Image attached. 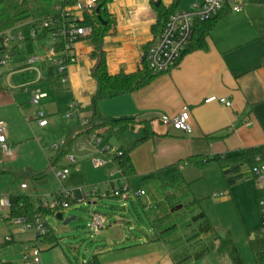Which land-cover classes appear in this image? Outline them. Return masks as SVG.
Segmentation results:
<instances>
[{
  "label": "crops",
  "instance_id": "0c3cea01",
  "mask_svg": "<svg viewBox=\"0 0 264 264\" xmlns=\"http://www.w3.org/2000/svg\"><path fill=\"white\" fill-rule=\"evenodd\" d=\"M201 1L111 0L107 4V10L114 20L113 29L103 37L108 73H132L141 66L143 53L150 49L160 32V29H156L155 32L152 30V26L156 23L157 6L176 12L191 10L194 4ZM229 1H240L241 10L235 12L231 4L225 6L212 29L203 36L206 45L204 49L198 48L202 38L201 29L197 27L190 46L188 47V43L173 69L156 75L138 90L99 102L98 107L102 115L110 118L133 117L137 121L133 127L136 132L130 141V136L128 138L122 134L119 136L117 132L118 138L125 145H131L142 136L145 123L152 132L151 137L130 153L129 161L138 175L136 177L138 182L139 176L189 156H229L240 154L246 148L264 145V3H253L250 0ZM78 14L81 15L80 12ZM47 39L34 41L30 49L22 40L14 39L10 44L9 59L5 64L0 65V120L7 125L11 147L14 144L22 147L29 140H35L33 136L30 137L32 130L47 135L59 125L67 127L65 137L68 134L77 135L76 123L80 127L81 119L91 120L93 111L88 109V106L95 92V82L91 77L94 60L90 57L92 47L88 39L84 36L74 44L73 48L78 54V59L66 67L65 82H61L60 77L54 81L47 78L49 67L56 72L48 63L33 64L39 65L42 70L43 75L39 80L36 79L35 71L25 65L30 54L44 56L50 45L49 39L45 45ZM22 84L26 85V91L23 90ZM36 89L46 94L38 105L31 102V91ZM210 96L224 97L230 101V106L217 101L205 102ZM72 105H77L79 113L74 112L71 118L66 119L64 114ZM39 109L48 117L49 123L44 127L37 124L36 114ZM184 109L188 111L190 117L189 133H182L163 123V117L171 119ZM84 136L87 140V136ZM87 143L93 147L90 157L94 155L106 157L97 154L95 147L88 140ZM108 143L110 144V140ZM112 144L117 145V142ZM55 145L59 144H54L53 148ZM14 159L13 155L12 160ZM6 161L8 160H3L0 156L1 165L5 166ZM102 167L106 169L108 179L104 182V189L94 186L97 190L105 191L123 184L122 174L111 161ZM8 169L10 172V168ZM109 171L113 172L112 176ZM181 171L185 181L190 183V191L195 198L199 193L200 183L208 186L218 209L214 220L210 214H206L211 225L214 229H220L224 237L229 235L234 240L240 255L242 256V252L251 255L255 264L250 242L261 239V221L259 193L252 177L226 189L221 169L216 162H209L200 167L185 165ZM39 174L41 172H32L31 177ZM36 176L34 179H40ZM131 180L129 181L131 188L143 189L140 182L139 186H133ZM22 182L24 181L19 184ZM15 192L22 191L18 189ZM216 192H221L222 195L213 196L212 194ZM105 199L112 202L109 207L113 223L107 224L108 227L106 225L107 228L103 232L114 229L113 235L116 239H111L112 233L103 234L98 238L100 241L87 247L79 259L71 260L58 249L60 237L49 224H46L47 230L50 229L53 233L52 239H56L58 244L50 246L48 243H42L39 264L196 263L194 262L196 259L191 257L184 261L179 259L180 252L188 243L174 247L158 233L156 228L158 222L155 220L159 219L160 213L152 207L147 194L137 199L117 197ZM105 199L95 201L92 208L95 209V205ZM36 201L39 204L43 202ZM128 202L132 206L135 203H139L141 207L143 205L144 212L156 209L152 218V228L147 230L143 229L144 227L140 228L144 230L142 235L129 233L134 228L133 225L127 230L123 228L125 215L129 214ZM78 208L70 207L59 211L63 217V212ZM68 218L70 221L75 217ZM0 219L4 221L1 217ZM10 232L12 231L7 227H0V246L16 242L25 248L34 243L30 232L15 233L11 240L6 241L5 238ZM216 243H219L218 240ZM2 262L21 264V260Z\"/></svg>",
  "mask_w": 264,
  "mask_h": 264
},
{
  "label": "trees",
  "instance_id": "16d2710c",
  "mask_svg": "<svg viewBox=\"0 0 264 264\" xmlns=\"http://www.w3.org/2000/svg\"><path fill=\"white\" fill-rule=\"evenodd\" d=\"M110 1L111 0H95V6L90 11L83 10L82 17L76 18L72 21L69 16L66 15L65 9L75 5L77 0H0V33L15 27H20L23 34L22 41L26 47L30 49L34 41L49 39L51 32L55 31L60 24L74 22L76 25L88 29V33L85 37L88 39L92 47L90 57L94 60V64L91 69V77L95 82V92L91 97L88 109H92L94 112L91 115L89 125L80 133L86 136L91 133L98 134L102 143H108L112 137H116L117 146L121 151V155L110 156V159L113 165L125 177L131 188L129 181L138 177V175L130 164V153L135 147L151 137L152 132L150 131L149 126L145 123L142 136L134 143L127 146L120 138H118L117 132L133 129L137 121L133 117H106L101 114L98 105L102 100L110 99L142 88L160 73L153 72L148 67L146 58L142 59L141 66L132 73H108L106 68V53L103 44V37L113 29L114 24V20L107 10V4ZM250 1L253 3H264V0ZM226 5H228V3H226L218 14L212 18L203 21L196 20L194 22L193 33L188 47L195 36L197 27H200L201 29L200 37L202 38L198 48L204 49L206 47L203 36L207 35L212 29ZM155 10L157 16L156 23L152 26L154 32L156 29L161 30L168 16L174 12L172 9L166 10L160 6H157ZM98 16L103 22H105L104 24L98 20ZM48 18L58 20V24L55 25L54 28H39L41 21ZM31 29L36 30L37 33L34 38L29 35ZM56 46V50H59L60 45ZM58 77H60V75L56 74V72L49 67L47 70V78L50 81H54L58 79ZM79 134L74 136L68 134L63 140V144L56 150V154L49 158V162L55 165L59 163L63 157H66L71 150L72 142ZM107 157H109V155ZM257 157L264 159V145L246 148L242 150L240 154L229 156H189L178 160L175 163L151 171L143 176H139L138 179L145 194L151 197L152 207L156 208L160 213L159 219L155 220L158 222L161 219L168 218L169 215H171V212L175 211L182 205H185L189 210L195 207L199 208V200L194 196L192 197L190 183L185 181L182 175L181 168L183 166L190 165L200 167L209 162H216L221 169L226 189H228L232 185L252 177L251 167L256 164ZM4 172H9V169L0 164V173ZM35 176L36 175H33L32 177L34 178ZM42 176L43 174L41 173L36 177L41 178ZM8 194L10 212L13 216H23L27 219H31L35 215H40L41 217L54 216L56 215V211L59 210L58 207L49 208L48 206L39 204L38 201L24 192ZM177 196L179 198H177ZM189 196L191 198L188 199ZM182 200H186L185 203H182ZM142 207L144 206L142 205ZM190 222L194 225V227H192L193 234L187 238L186 241L177 239L173 240L171 244L176 247L185 242L189 243V241L197 238L199 239V243L194 244L191 247H185V249L180 252L179 259L183 261L188 257L198 259L212 251L214 249V241L218 240L219 243L216 247L218 253L224 251L228 256L230 264H244L234 240L229 235L220 238L203 210L191 215ZM52 237L53 233L49 229L41 235L40 241L42 243H48L50 246H55L58 243L57 240L52 239ZM200 239H202V241H200ZM203 239H206L208 242L202 243ZM250 247L255 264H264V239L261 238L251 241Z\"/></svg>",
  "mask_w": 264,
  "mask_h": 264
},
{
  "label": "built area",
  "instance_id": "2783aa9c",
  "mask_svg": "<svg viewBox=\"0 0 264 264\" xmlns=\"http://www.w3.org/2000/svg\"><path fill=\"white\" fill-rule=\"evenodd\" d=\"M231 4L233 11L238 12L241 10L242 3L240 1L229 0H202L198 4H194L191 10H182L171 13L166 19L163 27L161 28L158 36L156 37L153 45L146 53V60L148 67L157 73L169 72L173 69L182 52L190 42L193 33V24L196 20L203 21L212 18L222 9L226 4ZM95 6V0H85L79 2L71 7L65 9L66 15L74 21L76 18H81L83 10L90 11ZM80 12V16L78 13ZM58 24V20L48 18L42 20L39 28H54ZM88 33V29L76 25L74 22L68 24H60L55 31L50 34V45L47 48L43 57L36 54H30L25 61L27 68H31L36 73V79L42 78V70L39 65H33L35 63H48L53 66L60 75L61 82L66 81L65 69L69 64L74 63L78 59V54L74 51V44ZM36 30L31 29L29 35L34 38L36 36ZM14 39L22 40L23 34L20 27H15L0 33V65L5 64L9 59L10 44ZM56 45H60V49L56 50ZM26 85L22 84V88L26 91ZM46 94L39 89L31 91V102L38 105L42 98ZM217 101L226 106H230V101L224 97L210 96L205 99V102ZM79 113L77 105H72L70 109L64 114L66 119L72 117L73 113ZM37 124L41 127L46 126L49 121L46 113L39 109L36 114ZM163 123L171 126L173 129L182 133H189L191 131L190 117L186 109L180 111L176 116L171 119L162 118ZM89 125L87 119L80 120V127L85 129ZM87 140L93 144L96 153L99 155H106V157H99L94 155L91 157L90 162L93 167L99 168L110 162V156H120L121 151L117 145L102 143V140L98 134H88ZM55 145L54 149H58L62 144ZM109 155V157H107ZM0 156L3 160H10L13 157L11 150V144L8 141L7 125L3 120H0ZM68 165H73L76 159L73 155L68 154L66 156ZM256 164L251 167L252 179L256 190L258 191V204L260 212V236L264 239V159L256 158ZM120 173V171L118 170ZM55 177L60 182L64 180L69 173L68 166L61 167L54 172ZM110 176L113 175L112 171H109ZM121 174V173H120ZM122 185L118 187H112L105 191H99L94 186H76L74 188H67L62 186L50 199V201H43L41 204L48 206L49 208L58 207L60 209H68L70 207H79L80 205L89 206V222L86 224V231L89 236H97L100 231L105 228L108 223V217L105 213L96 211L92 208V204L100 199L108 197H117L121 199L134 198L137 199L140 196L145 195L143 189L130 188L125 177ZM19 190L22 192L28 189L25 182L19 184ZM213 196H221L222 193H213ZM56 211L55 214L60 213ZM0 217L7 221L8 224L15 228L14 232L7 234L5 240H11L15 233L30 232L33 235L34 243L27 245L24 248L21 257V264H39L40 263V248L42 242L40 241L41 235L47 231V226L41 222V216L35 215L31 219H27L23 216H13L10 212L9 194L6 193L0 196ZM0 264H3L0 261Z\"/></svg>",
  "mask_w": 264,
  "mask_h": 264
},
{
  "label": "rangeland",
  "instance_id": "374dc122",
  "mask_svg": "<svg viewBox=\"0 0 264 264\" xmlns=\"http://www.w3.org/2000/svg\"><path fill=\"white\" fill-rule=\"evenodd\" d=\"M45 41H47L45 42V45H47L48 39ZM66 128V126L59 125L47 135H41L38 131L36 132L35 130H32L30 137L33 136L35 140H29L22 147L17 144H14L11 147L15 159H10L4 162L5 167L10 168V172L0 173V196L6 193L18 191V185L21 181H24L28 186V190L24 193L31 196L35 200L42 201H50V199L53 198V195L56 194L58 189H60L63 185L66 187H74L88 184L99 187L101 190L105 188L104 182L108 179V173L103 167L95 168L91 165L90 153L93 151V147L87 143L84 134H79V132H81V127H79L77 123L75 130H77L79 135L72 142L71 150L69 152V154L76 158L77 163L68 166L69 173L61 182L55 177L54 172L62 166L68 165V161L66 157H63L59 163L50 165L48 159L56 154V150L53 148V145L59 144L61 140L65 139V134L67 133ZM135 132L136 129L133 128L123 132H118V135L120 136L122 134L127 138L130 136V141V139H133ZM115 141L116 137H112L110 139V144ZM32 172H41L43 173V177L40 179H34L31 177ZM131 184L133 186L140 185L136 178L131 180ZM207 187L208 186L204 185V183H200L198 185L199 193L196 197L199 200V208L195 207L189 210V208L185 207V205H182L175 211L171 212V215H169L168 218L158 221V225H156L158 233L164 236L169 242L177 239L186 241L187 238L193 234L192 227H194V225L190 222L191 215L203 210L205 214H210L214 220L218 213V209L215 206V198L211 197ZM178 196L177 198H179ZM147 197L151 201V197L149 195H147ZM189 198L191 197L189 196L188 199ZM186 200H182V203H185ZM110 203H112L110 200L105 199V201L99 202L97 206L95 205L94 209L107 214L109 218L108 221H110L107 223L108 225L113 223L110 215L112 213L111 208L109 207ZM113 205H115V203H113ZM127 210L129 211V214L125 215V219L123 218L125 221L127 220V222H123V228L125 227L124 229L127 230L133 225L134 228L131 229L129 233L132 235H142L144 230H141L140 228L144 227L143 229L146 230L147 228H152V218L154 217L156 209H150L144 212L139 203H135L132 206L130 202H128ZM70 216H74L75 218L71 219L67 223H64V220ZM41 222L44 226L49 224L50 227L56 231V234L61 240L58 249L62 250L63 253L71 260L74 258L76 260L79 259L84 254L85 249L96 243L99 240L98 238H100L103 234L111 235L112 233L110 236L111 239H116L113 235L114 229L103 232L108 225L103 228L97 236H89V233L85 231V225L89 222L88 205H80L78 209H69L66 212H63L62 219H56L52 216L41 217ZM1 226L7 227L12 232L15 230V228L8 224L7 221H2L0 219V227ZM200 241H202V239H200ZM207 242L208 241L206 239H203L202 243ZM198 243L199 239L197 238L186 244L191 247L192 245ZM217 245L218 244L215 240L214 249L202 257L194 260V262H196L195 264H230L228 256L224 251L221 253L216 251ZM23 251L24 246L22 244L16 242L3 244L0 246V261L9 260L12 262H20ZM242 256L244 262H246L245 264H253L251 255L244 254V252H242Z\"/></svg>",
  "mask_w": 264,
  "mask_h": 264
},
{
  "label": "water",
  "instance_id": "95a60500",
  "mask_svg": "<svg viewBox=\"0 0 264 264\" xmlns=\"http://www.w3.org/2000/svg\"><path fill=\"white\" fill-rule=\"evenodd\" d=\"M96 11H97V10H96ZM98 20H99L100 22H102V24L105 23V22H103V21L100 19L99 16H98ZM145 57H146V52L143 53V55H142V59H145ZM93 112H94V110H93ZM55 217L58 218V219H62V216H61L60 213H57V214L55 215ZM68 221H69V218L65 219V220H64V223H67ZM216 231H217V234H218V236H219L220 238H224V234L222 233V231H221L220 229H216Z\"/></svg>",
  "mask_w": 264,
  "mask_h": 264
}]
</instances>
